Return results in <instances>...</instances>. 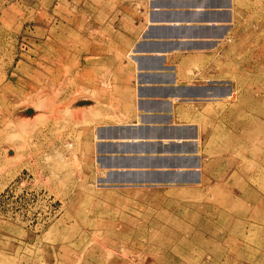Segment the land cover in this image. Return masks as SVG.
<instances>
[{
    "label": "rangeland",
    "instance_id": "374dc122",
    "mask_svg": "<svg viewBox=\"0 0 264 264\" xmlns=\"http://www.w3.org/2000/svg\"><path fill=\"white\" fill-rule=\"evenodd\" d=\"M119 3L0 0V264H264V0L241 10L247 42L224 74V178L190 194L88 185L73 106Z\"/></svg>",
    "mask_w": 264,
    "mask_h": 264
},
{
    "label": "crops",
    "instance_id": "0c3cea01",
    "mask_svg": "<svg viewBox=\"0 0 264 264\" xmlns=\"http://www.w3.org/2000/svg\"><path fill=\"white\" fill-rule=\"evenodd\" d=\"M254 1L120 0L89 48V96L73 106L87 113L89 186L190 194L222 183L218 106L247 42L241 10Z\"/></svg>",
    "mask_w": 264,
    "mask_h": 264
},
{
    "label": "bare ground",
    "instance_id": "6f19581e",
    "mask_svg": "<svg viewBox=\"0 0 264 264\" xmlns=\"http://www.w3.org/2000/svg\"><path fill=\"white\" fill-rule=\"evenodd\" d=\"M5 74V73H4ZM5 78V77H4ZM7 120H8V122H10L11 121V116H10V114L7 116ZM234 202V201H233Z\"/></svg>",
    "mask_w": 264,
    "mask_h": 264
},
{
    "label": "water",
    "instance_id": "95a60500",
    "mask_svg": "<svg viewBox=\"0 0 264 264\" xmlns=\"http://www.w3.org/2000/svg\"><path fill=\"white\" fill-rule=\"evenodd\" d=\"M31 111H32V110H27L26 113L29 114V113H31Z\"/></svg>",
    "mask_w": 264,
    "mask_h": 264
}]
</instances>
